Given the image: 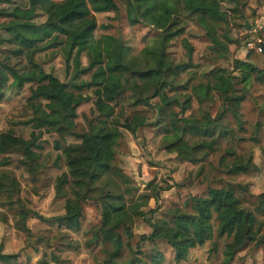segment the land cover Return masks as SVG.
<instances>
[{
  "label": "trees",
  "instance_id": "1",
  "mask_svg": "<svg viewBox=\"0 0 264 264\" xmlns=\"http://www.w3.org/2000/svg\"><path fill=\"white\" fill-rule=\"evenodd\" d=\"M229 1L232 6L224 11L219 0H128L129 23H144L161 33L158 48L147 50L153 63L146 66H142L139 58L130 55L129 48L118 44L114 38L103 36L96 39L94 36L97 27L95 14L117 10L115 0H27L25 6L0 11L1 16L9 18L4 28L10 32V36L2 38L1 43L16 46L11 52L14 55L24 54L30 63V70L26 75L18 74L9 63H0V99L3 98L2 87L10 79L12 81L8 85L18 88L28 83L27 100L33 111L27 120L21 122L33 128L30 139L16 135L11 128L0 133V155L3 156L0 164L7 166L11 161L8 154L17 152L22 155L21 165L34 173L39 168L38 153L35 151L39 147L37 139L44 129L57 132L62 138L73 137L76 141L62 149L67 170L55 182L56 195L65 198V213L50 220L57 222L59 226L77 228L82 217V203L92 200L101 216L97 238L112 247L107 262L101 264H114L124 247L134 255L124 264H147L138 256L142 251L141 245L154 244L160 239L171 247L175 259L182 261L186 259L190 249L212 242L214 237L230 239L224 249L225 260L228 262L247 241L254 240L256 225L260 224L256 213L264 217V206L260 204L254 210L245 208L234 184L227 183L222 187L208 188L206 195L191 196L184 207L173 208L168 219L146 220L151 232L141 235L134 250L130 230L132 212L138 215L144 213L138 211V204L125 205L121 195L111 190L98 191L97 187V183L115 165L116 147L122 136L120 128L135 134L144 125V116L137 109H133L129 115L116 112L115 105L127 92L130 93L128 99H131L132 107H156L157 121L163 118L170 121L174 133L168 129L167 133L175 135L178 127H181L184 136L189 134L204 137L194 144H189L182 137L169 144V148L178 152L182 159L195 161V156L204 149L213 151L216 128L212 125L226 115L228 106L239 107L244 100L241 91L251 80L252 74H255L257 82L264 83V69L259 65L264 63V52L252 51L250 59H234L231 71L213 68L204 75V80L191 86L200 110L206 100L213 99L212 92L222 98L223 110L216 116L212 117L208 112H203L204 115L200 118L194 113L183 116L192 107V94H186L182 101L167 94V89L174 87L176 76L189 68L185 63L172 66L166 56L168 41L184 33L183 28L173 29L177 25L178 16L183 11L194 16L205 31L211 49L220 55L227 54L229 43L233 40L224 34L227 45L223 44L217 33L218 27L227 23L229 15L235 28H246L255 15L248 0ZM5 2L9 0H0V3ZM37 11L45 14V21H35ZM46 44L54 47L60 45L68 59L72 58L77 79L81 75H89V80L64 83L45 73L34 61V55L42 50L40 46ZM189 48L191 57L192 48ZM83 54L86 55L87 64L80 68ZM187 87L185 84L182 89ZM84 91L93 94L97 115L95 121L88 123L87 130L77 133L76 109L89 99ZM153 99L157 101L154 103ZM173 106L179 107V111L170 110ZM233 114L237 116L235 112ZM206 137L209 139L206 140ZM56 148H59L58 142ZM230 169L231 173H239L246 172L248 167L240 165ZM1 176L0 199L4 194L7 195L5 199L11 201L16 195L18 183L12 177L11 185H6ZM260 202L264 203V200ZM21 214L24 221L29 212ZM124 237L127 239L126 243ZM157 255L160 257H152L150 264H162L163 256L160 252ZM15 261L16 255L5 254L0 249L1 263Z\"/></svg>",
  "mask_w": 264,
  "mask_h": 264
},
{
  "label": "rangeland",
  "instance_id": "2",
  "mask_svg": "<svg viewBox=\"0 0 264 264\" xmlns=\"http://www.w3.org/2000/svg\"><path fill=\"white\" fill-rule=\"evenodd\" d=\"M115 2L117 10L95 14V38L112 37L118 44L128 47L129 54L138 57L142 66L152 64V56L147 50L158 48L161 33L144 23L131 25L128 20V0ZM219 3L224 11L232 6L229 0H219ZM26 4L27 0H9L0 3V11ZM45 19V14L37 11L35 21L41 23ZM8 20L9 18L0 15V63H9L18 74L26 75L30 70V63L25 55H14L11 49L16 46L1 43L2 38L10 36L9 30L4 28ZM177 28H183L184 33L168 41L166 56L172 66L185 63L189 68L176 76L174 87H169L167 94L170 97L176 96L181 101L186 94H192V107L183 116L194 113L200 118L204 115L203 112H208L214 117L223 110L222 98L212 92L213 99L206 100L200 110L191 86L204 80V75L213 68L231 71L234 59H250V51L246 50L244 53L241 34L244 28H235L228 15L227 23L221 24L217 33L223 44L227 45L224 34L233 42L229 43L227 54L221 55L211 49L205 31L194 16L183 11L177 18V25L173 27L174 30ZM188 46L192 48L191 57ZM40 47L42 50L35 53L34 61L45 73L64 83L89 80V75H81L77 79L74 62L72 58L68 59L60 45L54 47L46 44ZM86 64L87 58L83 54L80 68ZM259 65L264 69V63ZM11 81L10 79L9 83ZM8 84L1 90L3 98L0 99V133L11 128L16 135L30 139L33 128L21 123L33 112L27 100L29 84L25 83L21 88ZM185 84L187 89H182ZM241 86L242 84L238 85V88ZM241 92L244 100L239 107L228 106L226 115L212 125L216 128L213 151L204 149L195 156V161L182 159L178 152L169 148V144L180 137L189 144H194L204 137L189 134L184 136L181 127H178L175 135L172 134L174 131L169 120L163 118L157 121L156 107H132L131 99H128L129 92L115 105L116 112H124L126 115L131 114L133 109L139 110L144 116V125L135 134L120 128L122 136L116 147L115 165L97 183V187L98 191L111 190L121 195L125 205L138 204V211L144 213L138 215L132 212L130 230L133 234L131 245L134 250L141 235L151 232L146 220L168 219L173 208L184 207L191 196L206 195L208 188L232 183L245 208L254 210L260 204L264 206L260 202L264 200V83L257 82L255 74H252L251 80ZM84 94L89 99L76 109L77 133L87 130L88 123L95 121L97 115L93 94L90 91H84ZM156 101L157 99L152 100L154 103ZM170 110L178 112L179 107L173 106ZM167 129L172 133H167ZM75 141L71 136L62 138L57 132L44 129L37 139L39 147L35 149L38 153L37 171L32 173L24 168L20 163L22 155L17 152L8 154L11 161L7 166L0 164V176L3 174L1 179L5 184L11 185L12 177L18 183L16 195L11 201L5 199L7 195L4 194L0 199V249L5 254L16 255V261L9 264L107 262L112 247L97 238L101 216L92 200L82 203V217L77 228L59 226L57 222L50 220L65 213V198L56 195L55 182L67 170L62 149ZM56 142L59 143L58 149ZM2 158L0 155V161ZM240 165L247 166V171H229L231 167ZM25 211L29 214L23 221L21 213ZM256 216L260 224L256 225L254 240L247 241L228 262L225 260L224 249L230 239L226 237H214L212 242L208 241L190 249L188 256L182 261L175 259L174 251L161 239L154 244L143 243L138 256L147 264H150L152 257H160L158 252L163 256L162 264H264V217L258 213ZM126 240L124 237V243ZM133 257L132 251L124 247L114 264H124Z\"/></svg>",
  "mask_w": 264,
  "mask_h": 264
},
{
  "label": "built area",
  "instance_id": "3",
  "mask_svg": "<svg viewBox=\"0 0 264 264\" xmlns=\"http://www.w3.org/2000/svg\"><path fill=\"white\" fill-rule=\"evenodd\" d=\"M254 17H252L248 26L241 32L243 45L247 51L264 52V0H258L255 7Z\"/></svg>",
  "mask_w": 264,
  "mask_h": 264
},
{
  "label": "crops",
  "instance_id": "4",
  "mask_svg": "<svg viewBox=\"0 0 264 264\" xmlns=\"http://www.w3.org/2000/svg\"><path fill=\"white\" fill-rule=\"evenodd\" d=\"M249 6L255 11V7L258 5V0H248ZM246 49L244 48V53Z\"/></svg>",
  "mask_w": 264,
  "mask_h": 264
}]
</instances>
